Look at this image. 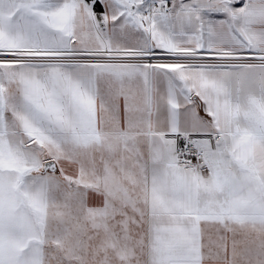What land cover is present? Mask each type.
<instances>
[{
  "label": "snow or ice",
  "instance_id": "snow-or-ice-1",
  "mask_svg": "<svg viewBox=\"0 0 264 264\" xmlns=\"http://www.w3.org/2000/svg\"><path fill=\"white\" fill-rule=\"evenodd\" d=\"M0 264H264V0H0Z\"/></svg>",
  "mask_w": 264,
  "mask_h": 264
}]
</instances>
